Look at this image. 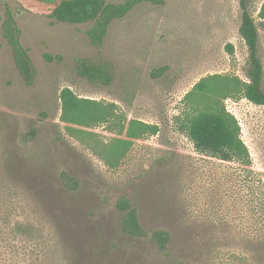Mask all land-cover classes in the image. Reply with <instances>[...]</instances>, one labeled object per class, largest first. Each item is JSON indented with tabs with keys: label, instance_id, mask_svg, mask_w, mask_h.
<instances>
[{
	"label": "rangeland",
	"instance_id": "1",
	"mask_svg": "<svg viewBox=\"0 0 264 264\" xmlns=\"http://www.w3.org/2000/svg\"><path fill=\"white\" fill-rule=\"evenodd\" d=\"M263 4L252 0L250 11L264 65ZM53 7L0 0V264H264V106L224 101L250 166L197 152L182 131L184 98L198 82L248 80L240 0L143 3L113 22L101 48L87 36L92 23L60 22ZM7 12L38 70L33 86L3 37ZM82 60L111 64L113 83L81 77ZM64 88L109 107L113 118L86 128L63 123ZM116 140L125 153L112 167L103 156ZM122 196L148 231L171 232L168 256L149 243L125 246Z\"/></svg>",
	"mask_w": 264,
	"mask_h": 264
},
{
	"label": "trees",
	"instance_id": "2",
	"mask_svg": "<svg viewBox=\"0 0 264 264\" xmlns=\"http://www.w3.org/2000/svg\"><path fill=\"white\" fill-rule=\"evenodd\" d=\"M54 5L51 18L72 24L92 23L87 36L95 48H101L110 26L114 21L125 18L137 6L143 3L162 5L164 0H125L122 3H110L107 0H41ZM252 0H240L242 23L240 35L248 51L247 81L237 76L212 75L198 82L189 92L184 102L189 108L185 116L183 133L192 141L197 152L218 159L222 162H237L250 166L249 150L242 140L238 120L227 111L224 101L227 99H246L256 106H264V65L260 57V32L258 24L250 11ZM259 19L264 26V4L259 12ZM3 37L12 49L16 68L28 86L37 81L38 70L33 64L28 50L21 43V31L11 12H7L3 23ZM230 54L232 45L227 46ZM45 60L56 59L46 54ZM78 74L92 83L109 86L114 80V70L107 62L82 60ZM63 123L86 128L113 118L112 111L96 101L79 98L70 88L61 92ZM74 129V128H72ZM154 134L157 127L151 128ZM125 147L116 140L106 147L104 160L112 167L123 157ZM67 186L73 187L75 180L63 174ZM121 215L118 224L124 236L125 246L149 243L164 256L170 253L172 234L165 229L148 231L142 224L139 210L132 201L122 196L116 203Z\"/></svg>",
	"mask_w": 264,
	"mask_h": 264
}]
</instances>
